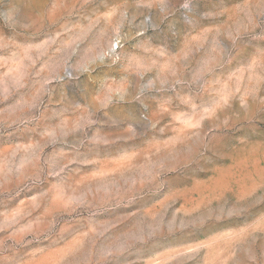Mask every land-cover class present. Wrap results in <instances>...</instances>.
I'll use <instances>...</instances> for the list:
<instances>
[{
	"label": "rangeland",
	"instance_id": "obj_1",
	"mask_svg": "<svg viewBox=\"0 0 264 264\" xmlns=\"http://www.w3.org/2000/svg\"><path fill=\"white\" fill-rule=\"evenodd\" d=\"M0 264H264V0H0Z\"/></svg>",
	"mask_w": 264,
	"mask_h": 264
}]
</instances>
